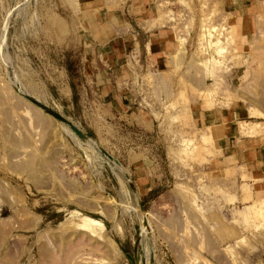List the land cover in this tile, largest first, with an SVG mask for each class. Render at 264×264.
<instances>
[{"label":"rangeland","instance_id":"rangeland-1","mask_svg":"<svg viewBox=\"0 0 264 264\" xmlns=\"http://www.w3.org/2000/svg\"><path fill=\"white\" fill-rule=\"evenodd\" d=\"M225 2L160 1L181 49L168 74L134 75L126 114L84 77L66 0H0V264H132L139 201L142 264H264V171L261 187L243 169L215 172L214 143L189 117L198 102L243 104L242 134L264 139V0H250L262 27L245 59Z\"/></svg>","mask_w":264,"mask_h":264},{"label":"crops","instance_id":"crops-1","mask_svg":"<svg viewBox=\"0 0 264 264\" xmlns=\"http://www.w3.org/2000/svg\"><path fill=\"white\" fill-rule=\"evenodd\" d=\"M66 1L85 31L83 72L94 85L91 90L110 100L118 97L123 112L129 114L130 107L123 99L130 98L128 91L134 75H164L174 69L173 58L181 47L179 40L176 45L170 20L161 17L160 1L168 4L180 0ZM220 5L236 30L238 56L245 59L257 44L258 29L262 27L257 19L259 5L250 0H226ZM189 117L192 125L202 131L200 137L214 143L215 154L219 155L215 172L243 169L252 184L255 181L261 187L258 180L264 171V139L242 134L240 123L249 117L246 106L214 107L198 102L189 109ZM134 120L145 125L149 122L142 114ZM224 164L229 167L223 168Z\"/></svg>","mask_w":264,"mask_h":264},{"label":"water","instance_id":"water-1","mask_svg":"<svg viewBox=\"0 0 264 264\" xmlns=\"http://www.w3.org/2000/svg\"><path fill=\"white\" fill-rule=\"evenodd\" d=\"M22 96L28 100L29 102H31L34 106H36L37 108L41 109L42 111H44L45 113H47L49 116H51L53 119L61 122L62 124H64L65 126H67L68 128H70V130L77 136L79 137V139H81L83 142L89 143L92 142L93 145L97 146L96 142L92 141L87 135H85L78 127H76L75 125H73L69 120H67L66 118H64L63 116H61L60 114L54 112L53 110L49 109L47 106H45L44 104L37 102L36 100H34L33 98H31L29 95H24L22 94ZM99 150L112 162L114 163L116 166L122 168V164L120 163V161H118L116 158H114L111 154H109L108 152L102 150L100 147H98ZM126 179L130 182V187L132 189V191L134 193H136V187L135 185L132 183V181L130 180V177L128 174H124ZM139 208H140V212L142 215V224H141V233L139 235V237L137 238L135 244H134V260L132 264H138L137 262V256L140 255V245H141V241H142V236L143 234L146 232L147 230V219H146V215H145V211H144V207L142 202L139 201Z\"/></svg>","mask_w":264,"mask_h":264},{"label":"bare ground","instance_id":"bare-ground-1","mask_svg":"<svg viewBox=\"0 0 264 264\" xmlns=\"http://www.w3.org/2000/svg\"><path fill=\"white\" fill-rule=\"evenodd\" d=\"M35 100V99H34ZM39 102V101H37ZM44 255V254H43ZM46 258V257H45ZM137 262L138 264H142V257L140 255L137 256Z\"/></svg>","mask_w":264,"mask_h":264}]
</instances>
